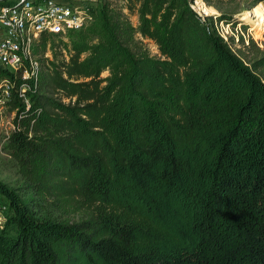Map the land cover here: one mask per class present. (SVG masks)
<instances>
[{"label": "trees", "instance_id": "trees-1", "mask_svg": "<svg viewBox=\"0 0 264 264\" xmlns=\"http://www.w3.org/2000/svg\"><path fill=\"white\" fill-rule=\"evenodd\" d=\"M131 1L137 27L98 5L36 85L0 68L32 192L0 182V264H264V55L246 62L187 0Z\"/></svg>", "mask_w": 264, "mask_h": 264}, {"label": "built area", "instance_id": "built-area-1", "mask_svg": "<svg viewBox=\"0 0 264 264\" xmlns=\"http://www.w3.org/2000/svg\"><path fill=\"white\" fill-rule=\"evenodd\" d=\"M99 0H10L0 5V68L13 74L14 79L27 78L37 84L41 67L35 54V46L45 34H56L67 30L80 29L89 24L96 14ZM189 7L205 25L207 32L214 30L229 45L231 36L230 23L217 21L214 16L209 20L204 0H187ZM236 30V28H235ZM14 79H2L0 100L6 105L14 87ZM23 84L18 90L23 96ZM2 107V106H1ZM15 126L12 123V130ZM9 136V134H8ZM7 136V138H8ZM0 205V229L6 219Z\"/></svg>", "mask_w": 264, "mask_h": 264}, {"label": "rangeland", "instance_id": "rangeland-1", "mask_svg": "<svg viewBox=\"0 0 264 264\" xmlns=\"http://www.w3.org/2000/svg\"><path fill=\"white\" fill-rule=\"evenodd\" d=\"M207 7H210L214 12H209V20L216 16L217 21L220 20L219 17H228L224 20V27H226V22L230 23L228 30L229 35L233 38V41H230L231 47L241 55V57L246 61H251L254 57L264 55V31H260L259 34H256V31L251 29L255 27L258 18V14H255L253 11L262 7L264 9V2L258 5L254 3L253 0H204ZM102 4L108 6L109 9H112L120 15V17L126 18L130 21L133 27L138 25V15L137 8L138 2L131 0H99L98 5ZM246 12H250L252 15L250 19L243 20L242 18L246 15ZM241 16H243L241 18ZM236 28V30H235ZM258 29L257 31H259ZM66 32H60L56 34H45V44L39 42L35 47V54L40 64L41 70L47 64V61L53 59V55H56V59L61 61L62 59L67 60V50L64 48V45L61 41H67L65 36ZM240 38H242L244 46L240 43ZM41 39V38H40ZM253 40L254 45L250 43ZM133 51H147L150 55L159 56V52L155 43L140 35V33L135 32L133 39L129 41L128 44ZM237 49H240L241 54ZM256 73L260 76H264V69H257ZM107 71L101 73V77L107 75ZM0 76V83H1ZM1 99V98H0ZM2 106V107H1ZM14 112L8 109V106L3 104L0 100V182L6 184L8 187L15 189L18 194L21 196V199L25 202L29 201V198L32 196L30 189L26 187V183L20 176L17 168L16 161L9 154L8 149L6 148L7 136L12 131V119ZM6 204L5 199L0 195V205ZM7 207V206H6ZM9 213V208L7 207L3 210V215L7 219ZM53 215L59 214L57 209H51ZM66 217H69L71 220H78L81 217V212L77 213H66Z\"/></svg>", "mask_w": 264, "mask_h": 264}, {"label": "bare ground", "instance_id": "bare-ground-1", "mask_svg": "<svg viewBox=\"0 0 264 264\" xmlns=\"http://www.w3.org/2000/svg\"><path fill=\"white\" fill-rule=\"evenodd\" d=\"M203 11L207 12V13L214 12L213 10H211L210 7H203ZM253 12L255 14H258V18H257V20H255V22H257V24L255 25V27L251 26V29L255 30L256 34H259L260 31H264V9L260 6V7L256 8ZM249 13L250 12H246L245 14H243L246 16H244V17L241 16V18L243 17L242 19L246 20V22H248L247 19H250L252 17V15H250ZM258 29H260V30L257 31Z\"/></svg>", "mask_w": 264, "mask_h": 264}, {"label": "water", "instance_id": "water-1", "mask_svg": "<svg viewBox=\"0 0 264 264\" xmlns=\"http://www.w3.org/2000/svg\"><path fill=\"white\" fill-rule=\"evenodd\" d=\"M0 1H4V0H0Z\"/></svg>", "mask_w": 264, "mask_h": 264}]
</instances>
